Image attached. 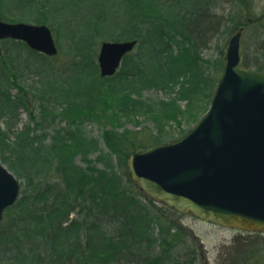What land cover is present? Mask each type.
<instances>
[{"label":"trees","instance_id":"trees-1","mask_svg":"<svg viewBox=\"0 0 264 264\" xmlns=\"http://www.w3.org/2000/svg\"><path fill=\"white\" fill-rule=\"evenodd\" d=\"M216 1L126 0L120 7L127 22L113 31L109 22L118 19L97 10L85 20L82 33L64 35L70 57L65 62L60 51L46 56L23 41L2 40L0 157L23 180L19 197L0 221L2 259L15 258L18 264H194L192 255L184 257L181 251L185 240L181 229L164 217L177 211L158 205L131 180L127 159L138 149L163 143V123H179L186 117L195 124L206 111L223 60L214 67V76L205 75L199 65L201 48L229 22L214 13ZM221 1L246 13L244 22L234 20L231 26H251L257 18L264 19V11L253 16L250 8L239 5L250 0ZM21 2L27 8L36 5L35 22L49 25L46 2ZM10 11L4 14L0 9V18L15 22L30 17ZM50 21L57 25L51 29L58 38L60 22ZM256 37L255 55L243 52L241 64L264 71V29ZM101 39L137 40L109 77L99 75L94 59V45ZM17 78H32L30 84L38 83V88L26 92ZM152 88L164 90L168 97L158 101L142 97ZM28 92L38 102L41 119L49 116L53 121L60 116L74 123L145 112L154 115L159 129L142 126L106 132L107 152L98 138L83 130L65 128L48 134L29 123L13 130L20 109H29ZM55 107H61L57 114ZM30 117L38 123L37 116ZM222 253L226 264H244L249 245L236 240Z\"/></svg>","mask_w":264,"mask_h":264},{"label":"water","instance_id":"water-1","mask_svg":"<svg viewBox=\"0 0 264 264\" xmlns=\"http://www.w3.org/2000/svg\"><path fill=\"white\" fill-rule=\"evenodd\" d=\"M243 26L229 36L210 103L183 135L129 154L128 174L152 200L180 213L240 231L264 233V71L240 63ZM23 41L54 56L58 47L44 23L0 18L1 41ZM136 39L102 40L99 75L109 77ZM20 180L0 163V221L19 197Z\"/></svg>","mask_w":264,"mask_h":264},{"label":"rangeland","instance_id":"rangeland-1","mask_svg":"<svg viewBox=\"0 0 264 264\" xmlns=\"http://www.w3.org/2000/svg\"><path fill=\"white\" fill-rule=\"evenodd\" d=\"M46 2V10L47 17L49 18V26L51 28H56V23L50 20H58L60 35L58 38H54L56 44L58 46V50L63 55V62L68 61L70 57L66 55L67 53V38L64 35H77L82 33L81 31L84 28V22L88 17H91L92 14L100 9H104L108 14L109 19H118L110 21L109 25L110 31H113L116 27L122 26L127 22L128 16L123 14V10L120 7L126 0H41ZM95 1L101 2L99 6L91 5L90 2ZM102 1L104 2L102 4ZM216 7H213L214 13L218 15H222L229 22H233L234 20H241L244 22L246 20V13L242 12L237 5L234 4H222L221 0H217ZM21 0H0V9L6 14V12L11 10L9 13L15 14L17 16L18 13L23 16H30L28 20L23 19L21 21L33 23L35 22V13L37 12L36 5L27 8L25 5L22 6ZM244 4V5H243ZM242 5L243 9L250 8V14L253 16H257L264 11V0H250L244 3H239ZM31 11V12H30ZM17 18V17H16ZM224 18V19H225ZM6 21V20H5ZM226 23L225 25L219 28L218 32H215L212 36L211 40L207 44L206 47L201 48V57L199 65L201 66V70L207 76H214L216 71H214V67L216 66L219 60H223L225 47L227 40L233 30L238 26H231V23ZM36 23H41L40 21ZM119 23V24H118ZM264 29V19L257 18V21L254 22L253 25H243V32L240 40V51L241 58L244 54L252 55L254 53V43L256 42V33H262ZM53 30V29H52ZM57 30V29H56ZM56 32V31H54ZM54 34V33H53ZM112 34V33H107ZM103 39L99 41L98 44L94 45L95 50V62L97 63V54L99 49V44ZM137 46V45H136ZM172 48L176 50L175 45H172ZM255 55V53H254ZM62 59V57H61ZM59 62H62L58 60ZM223 64V63H222ZM120 68V67H119ZM74 69V68H73ZM250 69H253L250 66ZM255 70V69H253ZM99 72V70H98ZM218 75V73H217ZM217 75H216V83H217ZM18 79V78H17ZM32 78H22L18 79V83L22 84L27 89L29 88H38L36 83L35 85L30 84ZM30 85V86H29ZM216 86V84H215ZM13 92H15V88H11ZM168 93V92H167ZM27 99L29 101V109L31 114L29 115L27 110L20 109L19 112V120L16 125L12 128L16 130L17 128H21L23 125L29 123L30 126L37 130L38 132H46L51 134L54 130H63V129H71V130H83L87 136H93L99 139L101 148L103 152L108 151V139L106 138L107 134L111 131H123V130H137L142 126H147L152 130H158V125L154 120V115L150 113L147 114L145 112H135L126 116V118H117L115 117L113 120L108 118L101 117L99 121L94 120L93 118H84L82 120H77L74 123H69L65 119L60 116L55 117L53 121L49 119H41L38 114L39 105L38 102L32 99V94L30 92L26 93ZM142 97L150 99L152 101H156L157 99H164L168 97V94L164 92V90L158 88H152L145 90L142 94ZM158 101V100H157ZM210 103V102H209ZM184 105V103H181ZM209 106V104H208ZM207 106V107H208ZM61 107H55L54 112L57 114ZM111 110V109H110ZM204 114V112H202ZM201 113V114H202ZM106 114V113H105ZM109 114V113H108ZM199 119L201 118V115ZM31 115L37 116L38 123L36 121H32ZM87 116V115H86ZM84 116V117H86ZM100 117V116H99ZM110 119L111 121H107ZM40 120V121H39ZM155 121V122H154ZM105 122H111L106 123ZM166 124V125H165ZM163 123L162 129L165 132L164 142H168L175 138L183 135L190 127L194 124L191 122V119H187L186 117L181 118L180 122H171ZM103 135V138H102ZM105 137V139H104ZM77 162L83 166L86 164L80 161L78 158ZM0 163H2L7 169V165L4 161H2L0 157ZM98 166L100 164L98 163ZM11 171V170H10ZM12 172V171H11ZM13 173V172H12ZM14 174V173H13ZM15 175V174H14ZM16 176V175H15ZM17 177V176H16ZM19 179V178H18ZM20 180L21 188L23 187V180ZM20 195V194H19ZM154 201V200H153ZM156 202V201H154ZM158 205L163 203L156 202ZM157 205V206H158ZM166 205V204H165ZM169 207V206H168ZM171 208V207H170ZM165 219L169 220L171 223L177 225L181 232L184 235V242H182L181 246L182 253L184 257H192L195 259L194 264H226L224 259V254L222 253L226 250L227 247L231 246L233 242L236 240L239 242H246L249 245V253L246 255L244 264H264V233L260 232H248V231H240L233 228H227L223 226H218L209 222L202 221L197 217L193 216L190 213H177L170 211V213L164 214ZM3 246L0 244V248ZM156 251H159L158 247H155ZM2 249H0V252ZM194 252V253H193ZM20 261L15 258L2 259L0 255V264H18Z\"/></svg>","mask_w":264,"mask_h":264}]
</instances>
